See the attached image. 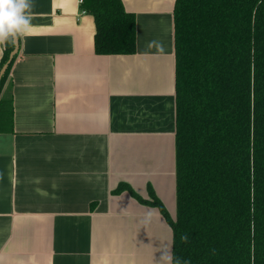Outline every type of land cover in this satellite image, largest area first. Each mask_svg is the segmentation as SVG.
<instances>
[{"label": "crops", "instance_id": "1", "mask_svg": "<svg viewBox=\"0 0 264 264\" xmlns=\"http://www.w3.org/2000/svg\"><path fill=\"white\" fill-rule=\"evenodd\" d=\"M175 0H121L136 51L97 55L77 0H32L0 98V264H158L175 217ZM3 45H0V57ZM171 212L174 213L172 217Z\"/></svg>", "mask_w": 264, "mask_h": 264}, {"label": "trees", "instance_id": "2", "mask_svg": "<svg viewBox=\"0 0 264 264\" xmlns=\"http://www.w3.org/2000/svg\"><path fill=\"white\" fill-rule=\"evenodd\" d=\"M80 9L93 18L95 54L135 53V16L121 0ZM172 15L175 217L150 187L151 200L116 191L157 208L180 264H264V0H175ZM12 49L3 45L0 69ZM11 116L10 98H0V133Z\"/></svg>", "mask_w": 264, "mask_h": 264}, {"label": "clouds", "instance_id": "3", "mask_svg": "<svg viewBox=\"0 0 264 264\" xmlns=\"http://www.w3.org/2000/svg\"><path fill=\"white\" fill-rule=\"evenodd\" d=\"M33 7L32 0H0V45L14 43L29 33ZM187 240V235L181 236L182 242ZM158 264H180V261L166 248L159 253Z\"/></svg>", "mask_w": 264, "mask_h": 264}, {"label": "water", "instance_id": "4", "mask_svg": "<svg viewBox=\"0 0 264 264\" xmlns=\"http://www.w3.org/2000/svg\"><path fill=\"white\" fill-rule=\"evenodd\" d=\"M17 49H18V39H16L15 42L13 43V49H12V51L9 54L7 62L0 69V79H1L2 75L5 72V69L7 68V65L9 64V62L11 61L13 56L17 53Z\"/></svg>", "mask_w": 264, "mask_h": 264}, {"label": "built area", "instance_id": "5", "mask_svg": "<svg viewBox=\"0 0 264 264\" xmlns=\"http://www.w3.org/2000/svg\"><path fill=\"white\" fill-rule=\"evenodd\" d=\"M82 1L83 0H77V3L79 4V5H81L82 4ZM81 13H85L84 11H81Z\"/></svg>", "mask_w": 264, "mask_h": 264}, {"label": "rangeland", "instance_id": "6", "mask_svg": "<svg viewBox=\"0 0 264 264\" xmlns=\"http://www.w3.org/2000/svg\"><path fill=\"white\" fill-rule=\"evenodd\" d=\"M172 217H174V213L171 212Z\"/></svg>", "mask_w": 264, "mask_h": 264}]
</instances>
